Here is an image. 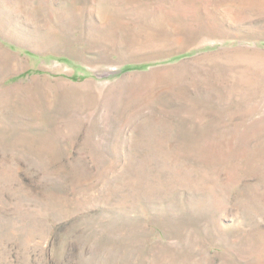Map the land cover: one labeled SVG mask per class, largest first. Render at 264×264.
I'll use <instances>...</instances> for the list:
<instances>
[{"label":"rangeland","instance_id":"obj_1","mask_svg":"<svg viewBox=\"0 0 264 264\" xmlns=\"http://www.w3.org/2000/svg\"><path fill=\"white\" fill-rule=\"evenodd\" d=\"M0 264H264V0H0Z\"/></svg>","mask_w":264,"mask_h":264}]
</instances>
